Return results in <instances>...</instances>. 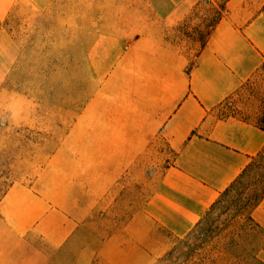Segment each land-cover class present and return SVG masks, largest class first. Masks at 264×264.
I'll return each mask as SVG.
<instances>
[{"label": "crops", "instance_id": "1", "mask_svg": "<svg viewBox=\"0 0 264 264\" xmlns=\"http://www.w3.org/2000/svg\"><path fill=\"white\" fill-rule=\"evenodd\" d=\"M197 1L133 3L134 9H156L158 15L143 18L141 31L124 41L99 43L94 37L92 50L110 54L95 87L102 97L95 93L78 114L79 121L88 115L92 123L93 145H79L78 151L92 155L94 185L134 186V170L141 171L136 184H148L144 171L172 155L158 185L176 233L193 225L264 149V129L257 121L217 110L264 68V0H224L221 14L190 53L167 30L181 23ZM16 9L17 0H0L3 71L16 55L9 31ZM87 200L81 189L59 195L10 184L0 195V264L78 258L86 235L93 233L87 219L102 210L96 201L119 197L105 192L93 203Z\"/></svg>", "mask_w": 264, "mask_h": 264}, {"label": "rangeland", "instance_id": "2", "mask_svg": "<svg viewBox=\"0 0 264 264\" xmlns=\"http://www.w3.org/2000/svg\"><path fill=\"white\" fill-rule=\"evenodd\" d=\"M147 1L157 0H17L9 26L16 55L0 67V195L13 183L59 195L81 189L88 203L118 194L116 202L96 201L102 210L87 219L93 233L80 256L55 257L54 264H264V149L240 187L217 195L184 233L172 230L158 185L172 155L144 171L148 184H136L141 171L134 170V186L105 187L93 184L92 155L78 151L93 145L92 123L78 114L95 93L102 97L95 87L110 55L92 50L94 37L124 41L140 32L143 18L158 15L132 7ZM223 1L198 0L168 37L196 50ZM217 110L264 124V68Z\"/></svg>", "mask_w": 264, "mask_h": 264}, {"label": "trees", "instance_id": "3", "mask_svg": "<svg viewBox=\"0 0 264 264\" xmlns=\"http://www.w3.org/2000/svg\"><path fill=\"white\" fill-rule=\"evenodd\" d=\"M259 126L264 129V124L258 123ZM260 154V153H259ZM258 154V155H259ZM250 163L247 165V167L241 172V174L225 189L223 190L220 194L222 193H226L228 194L229 192H231L232 190H236L240 187V184L242 182V178L245 174V172L247 171V169L249 168ZM262 195H260L261 197ZM261 198H264V196H262ZM259 199V198H258ZM251 219V217H249Z\"/></svg>", "mask_w": 264, "mask_h": 264}]
</instances>
